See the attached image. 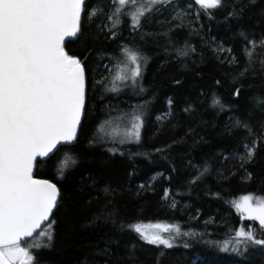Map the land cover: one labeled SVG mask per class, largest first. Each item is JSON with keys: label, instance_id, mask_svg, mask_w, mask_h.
<instances>
[{"label": "trees", "instance_id": "trees-1", "mask_svg": "<svg viewBox=\"0 0 264 264\" xmlns=\"http://www.w3.org/2000/svg\"><path fill=\"white\" fill-rule=\"evenodd\" d=\"M224 4L209 17L195 0H171L154 6L138 30L121 15L110 38L116 5L86 0L85 17L90 8L102 11L82 19L83 34L65 44L84 60L86 112L75 141L57 145L43 162L37 157L33 177L56 184L61 197L49 217L50 246L30 248L45 242L35 234L20 243L34 264H264L261 246L243 256L221 247L241 225L264 239L258 222L231 204L242 195L264 198V104H257L264 100V0ZM124 47L142 58L135 83ZM123 117L127 128L110 125ZM136 117L143 122L138 141ZM236 119L252 134L235 127ZM254 140L249 162L243 145ZM68 157L75 163L61 177ZM145 222L197 235L162 232L175 237L174 247L155 246L127 227Z\"/></svg>", "mask_w": 264, "mask_h": 264}, {"label": "snow or ice", "instance_id": "snow-or-ice-1", "mask_svg": "<svg viewBox=\"0 0 264 264\" xmlns=\"http://www.w3.org/2000/svg\"><path fill=\"white\" fill-rule=\"evenodd\" d=\"M111 3L116 7L108 16L112 21L108 31L110 38H114L117 32L113 29L121 23V15L130 17L131 27L138 30L142 27V18L154 6L171 3V0H111ZM195 3L209 17V10L225 6L224 0H195ZM85 4L86 0H0V264H15L17 260L21 264H34V257L20 247L22 240L34 238V234L45 238L44 243L30 245L37 250L49 247L52 240L54 221L49 217L61 193L56 184L34 179L33 170L37 157L43 162L57 145L75 141L86 112L84 60L70 55L65 48L66 43L75 42L83 34L82 19L90 20L102 11L90 8L85 17ZM250 43L256 47L255 41ZM260 44L264 45V40ZM122 52L135 65L130 77L135 83L136 77L141 75L142 58L127 47L122 48ZM247 55L251 59V52ZM106 90L117 91L115 87ZM239 91L236 90L237 96ZM212 104L224 107L219 98H213ZM257 104H264V100L258 99ZM136 120L131 135L138 141L143 122L139 117ZM234 126L252 134L247 122L236 119ZM243 148L250 162L256 141L244 144ZM239 159L244 161L245 157ZM74 163L75 160L68 157L58 174L62 177ZM204 171L207 172V168ZM167 195L166 192L165 197ZM255 199L253 204V197L245 195L231 204L242 214V219L258 222L264 232V198ZM45 221H48L45 228L37 232ZM127 227L146 243L165 248L174 247L175 237L163 238L161 232L193 238L197 235L182 233L178 225L136 223ZM254 231L252 227L245 230L241 225L230 240L222 242V249L241 256L250 247L261 246L264 250V239H257Z\"/></svg>", "mask_w": 264, "mask_h": 264}, {"label": "rangeland", "instance_id": "rangeland-1", "mask_svg": "<svg viewBox=\"0 0 264 264\" xmlns=\"http://www.w3.org/2000/svg\"><path fill=\"white\" fill-rule=\"evenodd\" d=\"M121 120H122V122L120 121L121 123L119 121H111L110 125L113 126V127H116V128H127L126 126L130 125V123H131V120L127 119L126 117H123V119H121ZM243 196H245V195H242L241 197H243ZM255 198H257V197H253V201H252L253 204L256 203V199ZM142 224H153V225L154 224H162V225H165V224H163L161 222H145V223H142ZM149 231H158V230L157 229H149Z\"/></svg>", "mask_w": 264, "mask_h": 264}, {"label": "water", "instance_id": "water-1", "mask_svg": "<svg viewBox=\"0 0 264 264\" xmlns=\"http://www.w3.org/2000/svg\"><path fill=\"white\" fill-rule=\"evenodd\" d=\"M77 131H78V129H77ZM34 179L47 180V181H49L48 179H45V178H36V177H34ZM50 182H51V181H50ZM52 183H53V182H52ZM45 222H46V221H45ZM45 222H44V223H45ZM44 223H42L41 226H42ZM41 226H40V227H41Z\"/></svg>", "mask_w": 264, "mask_h": 264}]
</instances>
